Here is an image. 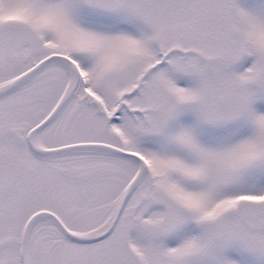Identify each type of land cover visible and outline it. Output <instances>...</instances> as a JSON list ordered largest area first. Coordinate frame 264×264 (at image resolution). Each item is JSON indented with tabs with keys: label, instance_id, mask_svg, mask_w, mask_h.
I'll use <instances>...</instances> for the list:
<instances>
[{
	"label": "snow or ice",
	"instance_id": "snow-or-ice-1",
	"mask_svg": "<svg viewBox=\"0 0 264 264\" xmlns=\"http://www.w3.org/2000/svg\"><path fill=\"white\" fill-rule=\"evenodd\" d=\"M0 264H264V0H0Z\"/></svg>",
	"mask_w": 264,
	"mask_h": 264
}]
</instances>
